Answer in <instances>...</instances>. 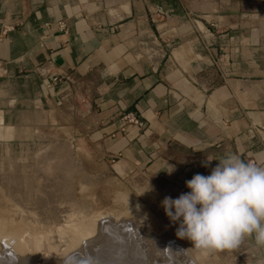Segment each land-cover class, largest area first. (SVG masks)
<instances>
[{
	"label": "crops",
	"instance_id": "crops-1",
	"mask_svg": "<svg viewBox=\"0 0 264 264\" xmlns=\"http://www.w3.org/2000/svg\"><path fill=\"white\" fill-rule=\"evenodd\" d=\"M263 11L262 0H0V144L76 146L86 173L146 172L184 192L228 154L264 167ZM61 20L67 32L46 26ZM231 255L264 264L254 236Z\"/></svg>",
	"mask_w": 264,
	"mask_h": 264
},
{
	"label": "rangeland",
	"instance_id": "rangeland-1",
	"mask_svg": "<svg viewBox=\"0 0 264 264\" xmlns=\"http://www.w3.org/2000/svg\"><path fill=\"white\" fill-rule=\"evenodd\" d=\"M76 149L47 139L0 144V208L24 264H240L232 249L198 250L176 236L161 201L184 193L177 184L146 172L86 173ZM81 222L107 231L83 235ZM0 239V264H17L12 243Z\"/></svg>",
	"mask_w": 264,
	"mask_h": 264
},
{
	"label": "clouds",
	"instance_id": "clouds-1",
	"mask_svg": "<svg viewBox=\"0 0 264 264\" xmlns=\"http://www.w3.org/2000/svg\"><path fill=\"white\" fill-rule=\"evenodd\" d=\"M217 161L210 174L185 181L190 191L161 201L176 236L198 250L234 249L245 236L264 246V167L236 154Z\"/></svg>",
	"mask_w": 264,
	"mask_h": 264
},
{
	"label": "bare ground",
	"instance_id": "bare-ground-1",
	"mask_svg": "<svg viewBox=\"0 0 264 264\" xmlns=\"http://www.w3.org/2000/svg\"><path fill=\"white\" fill-rule=\"evenodd\" d=\"M1 207V206H0ZM3 212H1V208H0V238H2V240H4L3 241V243L5 242L6 244L7 243H9V242H11L16 248H13L14 246H12V244H10L11 246H10V251L12 250V252H14V254H15V257H18V259L19 260H17V264H24L25 262L24 261H26V260H23V257H24V255H26L25 254V250H23V248L21 249L20 248V246L18 245V244H20L19 243V240H18V237H20L19 236V234L18 233H13V234H8V232H7V230L8 231H10L9 229H7V228H9V227H11V225H9V224H11L10 222L11 221H8V219H6V216H5V211H4V208H3V210H2ZM3 215V216H2ZM2 217V218H1ZM10 219V218H9ZM13 223V222H12ZM111 225V224H110ZM78 228L80 229V230H78V231H80V233L81 234H83V235H88L87 233H90V232H96L97 234H103V232L104 231H107L106 229H107V226L108 225H98L97 227L95 226V225H92V226H90V227H86V225H84V223H80V224H78ZM17 227L19 228L20 226H16L15 227V230L17 229ZM7 229V230H6ZM18 230V229H17ZM78 231H76V232H78ZM111 231V230H110ZM15 232V231H14ZM17 232V231H16ZM72 232H74V230L72 231ZM76 232H75V234H76ZM12 233V232H11ZM74 234V235H75ZM77 235V234H76ZM1 240V239H0ZM3 245V244H2ZM1 245V246H2ZM118 245V244H117ZM0 246V247H1ZM4 246V245H3ZM19 246V247H18ZM4 248V247H3ZM6 248V247H5ZM14 249V250H13ZM6 250V249H5ZM102 252H103V250H102ZM27 253V252H26ZM104 253V252H103ZM11 254V253H10ZM6 255H8V254H6ZM5 255V256H6ZM29 255V254H28ZM7 258H8V256H6ZM10 257V256H9ZM109 257V256H108ZM110 257H112V256H110ZM26 258H27V256H26ZM103 259V258H102ZM106 259V258H105ZM28 260H30V259H28ZM28 260H27V262H28ZM31 260H32V258H31ZM26 262V263H27ZM33 262H34V260H32V264H33ZM103 262V261H102ZM116 262V261H115Z\"/></svg>",
	"mask_w": 264,
	"mask_h": 264
},
{
	"label": "built area",
	"instance_id": "built-area-1",
	"mask_svg": "<svg viewBox=\"0 0 264 264\" xmlns=\"http://www.w3.org/2000/svg\"><path fill=\"white\" fill-rule=\"evenodd\" d=\"M46 26L48 28H51V27L57 28L58 30L64 31V32H67V30H68L67 22L63 21V20L58 21L55 24L47 23ZM58 80H59V78H53L52 82H57ZM47 86L50 87L51 84L47 85ZM122 120L124 122H126L127 124H134V125H137L139 127L144 125V123L132 112H128V113L124 114L122 117Z\"/></svg>",
	"mask_w": 264,
	"mask_h": 264
}]
</instances>
